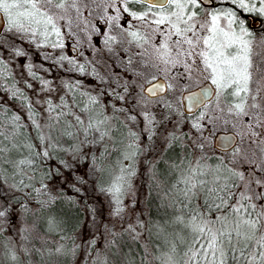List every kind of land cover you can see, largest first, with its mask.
Instances as JSON below:
<instances>
[{"label": "snow or ice", "instance_id": "obj_1", "mask_svg": "<svg viewBox=\"0 0 264 264\" xmlns=\"http://www.w3.org/2000/svg\"><path fill=\"white\" fill-rule=\"evenodd\" d=\"M220 2L230 3L234 8L208 11L204 8L205 0H0V19L6 20L7 32L13 39L26 40L38 49L44 47L63 49L65 45L62 36L65 31L71 33L73 27L81 28V25H83L81 31H87L90 23L87 17L94 11L89 7L90 4L99 8L103 3L105 13L109 9L115 13L106 15L104 20L107 25L106 32L100 33L99 29H95L98 35H103L107 52L127 54L132 45L143 49L127 55V59L122 61V72L131 73L134 78L139 79L145 77L146 70L155 69L157 72L170 73L171 79L176 81L175 84H152V81L157 79L156 75H153L147 81L151 86L145 88L141 85V93L154 96L166 88L175 91L177 85L187 91L188 85L181 84L180 80L189 81L195 74H199L205 81L215 86L216 97H225L226 106H221L217 102L214 108L196 115L192 127L200 133L198 139L202 141L205 128L218 121L236 127L228 117H234L240 120L241 125H246L244 131L238 134L239 139L224 138V144L231 152L227 164L209 167L202 163L207 159V155L203 153L205 145L203 142L196 145L201 150V159L194 164L190 162L182 171L180 179L172 185L176 189L175 195L182 210L180 214L165 221L167 226L172 228V235L183 247L178 251L176 244L173 243L168 251L158 257L161 264H264V95H261L264 92V87L261 86V81H264V37L257 41L245 26L241 15L235 10L264 17V0ZM130 5L139 7L133 10ZM122 14H127L131 18L127 28L121 27L119 23ZM132 21H138L144 27L138 28ZM222 21L224 23H221ZM153 33L160 37L155 44L151 40ZM145 45H149L152 51L149 52ZM2 50L0 48V51ZM12 54L21 58L27 55L20 48H14ZM146 55L153 56L154 62L149 63L144 58ZM135 57L139 59H134ZM48 58L46 54L45 59ZM53 62L64 68V71H76L81 74L86 71L84 64L77 63L65 55H58ZM64 62H67L69 67H64ZM178 66L182 71L172 72V69ZM0 67L3 68L0 72L2 81L8 71V65L3 58H0ZM33 68V64L27 65L28 76L33 80H39L43 91H55L53 82L39 77ZM93 75L99 76V73L93 69ZM116 75L118 79L114 82L115 86L107 92L100 89L98 93L106 94L114 101H124L126 94L129 93V85L135 81L121 80L120 73ZM100 79L104 83L113 84V81L104 77ZM24 84L28 89L33 87L27 80ZM253 84L255 88L252 87ZM62 87L67 93L79 91L80 96L87 97V102L77 101L74 96L67 99L64 95L58 98L59 103H55L50 97L43 101L37 99L36 103L42 104L50 117L46 125H41L34 119L38 113L32 111L33 105L25 92L15 84L11 88H4L0 82V88L9 92L12 98L23 99L31 113L29 119L40 131L38 139L41 144L27 145L32 157L51 160L53 151L60 147L61 138L67 137L76 141L71 149L72 155L75 157L82 154L84 159L90 156L94 170L103 173L104 168L96 166L95 162L109 152L106 140H112L114 144L117 142L116 138L110 135L112 125L109 118L104 116L103 119L93 122L91 116L86 120L75 111L79 108L80 113H88L89 105L100 103L97 95L81 90L82 82L76 81L75 84L64 82ZM206 96L207 92L202 90L199 94L189 97L193 108L205 106ZM229 97L232 99L229 100ZM112 107L116 112L121 111L115 103ZM166 107L172 109L171 102H168ZM140 115L146 123H138V116L135 114L129 113L127 117L132 124H137L139 132L124 124L127 128L126 137L130 138L126 148L131 150L124 159L129 162L142 151L139 147L142 135L147 141L156 143L154 139L158 135L156 127L161 123L150 111H144ZM20 120L19 115L11 118L10 123L14 127L10 133L0 123V168L4 164H9L12 166L13 176H21L18 183L9 185L15 191H21L22 187L29 186L25 183L26 172L21 166L31 167L35 163V159L16 161L9 158V153L18 147L15 138L18 132L16 125ZM208 130L211 131V128ZM5 141H9V144H5ZM180 141L181 137L175 133L165 134L162 146L158 150L157 163L168 164V161L162 158L170 149L179 147ZM118 142L124 143L123 140ZM98 146L103 148L99 157L92 151ZM85 148L88 151H85ZM146 150L156 149L148 146ZM128 167L129 165H126L120 169L122 174L116 176L110 186L104 187L101 184L99 187V191L112 198L114 204L112 212L116 217H121L124 211L122 197L125 185L131 186L123 173L127 172L128 177L136 174L135 169L128 171ZM150 167L155 169L156 166ZM168 168L170 171L178 169L180 164L173 162L168 164ZM151 178L155 187L160 188L155 171L152 172ZM79 180L88 183L83 177ZM3 183H6L4 171H0V184ZM42 188L47 189V185H42ZM76 190L80 191L79 188ZM35 191L40 193L41 189L37 188ZM169 194L165 192L166 196ZM7 215V207L0 209V221ZM160 227L163 230V227ZM137 228L149 230L140 220H137L135 225L128 224L123 230L133 234V240H138L141 233ZM108 231L111 235H116L113 230ZM23 232L25 235L22 239L28 240L30 229L25 227ZM91 244L95 245L94 239ZM3 247L8 249L4 254L5 258L18 260L10 246ZM23 250L28 252L27 248ZM36 251L43 262L44 252L39 249ZM65 254L62 247H56L54 252L48 251L49 257ZM48 264H52V261L49 260ZM102 264H107V261H103Z\"/></svg>", "mask_w": 264, "mask_h": 264}, {"label": "rangeland", "instance_id": "obj_2", "mask_svg": "<svg viewBox=\"0 0 264 264\" xmlns=\"http://www.w3.org/2000/svg\"><path fill=\"white\" fill-rule=\"evenodd\" d=\"M218 2H220V0H218ZM223 4L224 3L220 4L221 7ZM229 4L230 3H228V5ZM104 7L103 3H101L100 8L103 11V16L93 18L92 21L90 16L87 17L90 21L87 31H81L83 25H81V28L73 27L71 33L65 31L62 36L65 47L59 50L65 53L67 57L76 60L77 63L85 64L87 67L86 71L88 72H90L92 65H94L91 59L94 60L96 52L100 51L105 59V64H107V69H110L108 71L112 72L114 75L120 73V75L124 77H119L121 80H131L133 78L132 74L123 73L121 68L112 64V60H110L112 57L108 55L109 52L105 50L104 37L103 35H98L95 30L99 29L100 33L106 32L107 25L104 22L106 15H115L111 9L105 13ZM130 19L131 18L128 17L127 14H122V18L119 21L121 27L127 28ZM132 23L138 28L144 27L138 21H132ZM221 23L224 22L222 21ZM253 35L258 41L261 37H264V28ZM159 39L160 37L158 34H152L151 40L153 44ZM13 40L11 34L7 32V27H4L0 32V48L3 49L0 51V58L6 61L8 72L11 73L17 88L22 89L30 98L29 100L35 109V113H38L35 116V120L41 125H46L50 117L45 111V107L42 104L36 103L37 99L43 101L46 97H50L55 103H59L58 98L61 95H64L67 99H71V94L67 93V90L62 87L64 82L75 84L76 81H80L83 84L82 91L89 88L88 86H96L93 77L89 76L88 78L75 72L64 71L62 69L59 70L57 65L53 66V63H46L43 61L42 56L38 53H35V55L31 57L30 52H33V47L31 46L32 44L28 43L26 40L16 39L19 40L17 42L20 46H16ZM144 47L147 48L149 52L152 51L149 45H145ZM14 48L24 50L27 54L26 57L21 58L13 55L12 50ZM74 51L76 52L73 53ZM140 51H143V49H138L135 45L130 46V53ZM46 52L50 54L53 53L54 50L48 48ZM57 52L59 53L60 51ZM119 56L124 58L123 52H121ZM144 58L147 59L149 63L154 62L153 56L146 55ZM97 61L100 62L101 60L97 59ZM28 64L34 65L33 71H36L39 77L51 80L56 90L53 92L43 91L40 88L39 80H33L28 76L26 71ZM100 65L102 67L104 66L102 64ZM45 69H47V71H45ZM179 71H182L179 66L176 69H172V72ZM148 72L147 70V73ZM150 73L156 75L157 79H163L166 84L176 83V81L171 79V75L168 72L161 73L152 69ZM25 80L33 85L32 89L25 87ZM1 82L4 88H7L6 83L4 81ZM180 83H186L188 85V90L176 89L173 91L167 89L166 93L159 98H140L139 92L141 85L138 86L140 84L138 81H136L134 85L129 86V93L126 94L124 101H114L108 95H100V98L103 97L101 106L104 109V116H107L111 123L120 120L124 124H128L130 127L136 128L135 130L140 131L137 124H132L127 120V117L129 113L135 114L138 116V123H146L143 121L142 115H140L144 111H150L154 114L156 120L161 122L156 127V132L158 133L154 138L156 143L153 144L151 141H147L142 135L139 141V147L142 150L140 154H138L132 162L125 159L122 161L123 167L129 165L127 170L131 171L135 169L136 173L135 176L131 177L127 176V172L124 174L127 180L130 181L131 186L125 185V199L123 201L124 211L121 214L122 218L113 215L112 210L114 204L107 205V199L105 198H97V203L92 201L89 202L88 200L84 203L81 198L78 202L85 210L82 228L74 238L61 243L56 237L38 233L35 228L34 219L30 215L31 211L28 216H25L24 212L29 210L20 208V206H15L9 228L2 231V226L0 225V264H29V261H31V264H48L49 260L52 261V264H57L58 259L61 257L66 258L67 261L63 259L65 262H59V264H93L94 261L96 264H102L105 260L107 264H161L158 257H161L163 253L168 251L172 244L176 242L175 240H177L174 239L172 235V228L168 227L165 221L180 214L182 210L179 200L175 195L176 189L173 188L170 183L175 181L176 184L181 177L182 171L189 163L191 162L194 164L195 161L201 159V150L196 147L200 142L204 143L205 147L203 153L207 155V159L202 161V163L207 164L209 167L221 166L222 163L227 164L231 157V152L224 149L221 137L223 135H231L239 139L238 134L246 128V125H241L240 120L234 117H228V119L236 124V127L218 121L214 125L209 124L208 127L205 128L202 141L198 139L200 133L191 129L189 123H185L183 120V115L191 116L184 110L183 95L201 87L211 88L213 97L205 106L199 109L201 110L200 112L214 108L217 102H219L221 106H226V100L225 97H216L214 95L215 86L205 81L199 74H195L194 78L189 81L181 79ZM261 86L264 87V81H261ZM252 87L255 88V84H253ZM4 88H0V102L13 107V109L21 114L23 121L30 123L32 120L29 119L28 111L21 106L20 102H13L12 97ZM96 89H98V87L87 90H90L94 95L95 93L97 94L98 90ZM261 95H264V92H262ZM231 99L232 98H230V100ZM168 102H171L172 109L166 107ZM113 103L122 110L116 112L112 107ZM195 118L196 116L193 118L194 120L192 123L195 121ZM208 128H211V131H209ZM46 130L47 129H45V131ZM167 133H175L177 136L181 137L180 146L175 148L177 149V154L173 152L169 155L170 159H175L176 162L180 164V168L171 171L168 168V164L171 163L165 156L162 159H166L168 164L157 163V158L159 156L158 150L162 146L164 135ZM107 141L110 143L109 148H112L111 141ZM148 146L156 150L148 151L146 150ZM172 150L173 149H170L169 151ZM129 151L131 150H128V152ZM82 159L81 154L74 157L71 150L69 151L67 163H69V166H73V168H68L71 169L72 172L60 171L61 174L58 180L60 186L65 183L72 186L75 184L74 178L76 176L82 177L86 174L87 165L83 164ZM159 164L161 167L158 168ZM150 165H155V169H151ZM153 171H155L157 180L161 185L160 188L155 187L151 178ZM161 178L166 181L169 180V186L163 183ZM64 187L68 188L67 186ZM166 191L170 193L167 196L165 195ZM68 193L71 192L67 190V194ZM165 205L167 207H165ZM173 205L175 207H173ZM87 206L89 207L88 209ZM150 209H152L153 215L152 218L149 219ZM88 212L90 213L88 214ZM137 220L143 221L146 228L149 230L137 228V231L140 232L141 235L138 240H133V234L126 233L123 229L126 228L128 224L135 225ZM45 223L46 225L51 224L49 215L45 217ZM160 226L163 227V230H161ZM25 227L30 229V238L28 240L22 239L23 235H25L23 232ZM108 229L113 230L116 235H111ZM93 239L95 240L94 246L91 244ZM175 244L178 251L183 247L179 240H177ZM3 245L10 246L18 257L17 261L5 258L4 254L7 253L8 249L4 248ZM56 247H62L66 254L49 257L48 251L54 252ZM24 248L28 249L27 253L23 250ZM37 249L44 252L43 262L36 251ZM134 254L141 255L135 262H132L130 259L134 257Z\"/></svg>", "mask_w": 264, "mask_h": 264}, {"label": "trees", "instance_id": "obj_3", "mask_svg": "<svg viewBox=\"0 0 264 264\" xmlns=\"http://www.w3.org/2000/svg\"><path fill=\"white\" fill-rule=\"evenodd\" d=\"M131 6H135V5H131ZM89 7L91 9H94L92 15L90 16L91 21L93 18H99L100 16H103V11L100 7L97 8L96 5L94 4H90ZM132 8L137 9L138 6ZM253 15L257 18L264 20V18H262L261 16H258L256 14ZM262 28H264V25L260 29L253 31V34L257 33V31L262 30ZM113 31H117V29L116 30L113 29ZM53 39H55V37H53ZM17 41L19 40L16 39L13 40L16 46L17 45L20 46V44ZM31 46L33 47V52H30L31 57H33L35 53H38L40 56H42L43 61H45L46 63H53V66L57 65L53 62L55 57H57L58 55L66 56V54L59 49L58 50L53 49L54 52L48 54V52H46V49H48L49 47L38 49L33 44ZM105 50L107 51L106 48ZM57 51L60 52L58 53ZM46 54L49 56L48 59H45ZM130 54H131L130 52L127 54L123 53L124 58L120 57L115 52L109 53L108 55H111L112 57V59H110L112 60V64L113 65L115 64L118 68H121L122 70L123 68L122 61L126 60L127 55ZM95 55H96L95 59L94 60L91 59L94 65H92L90 72L85 71L83 74L76 71H69V72H75L80 75H84L85 77L88 78L89 76L94 78L96 86H92V87L88 86L89 88H86L84 91L91 93L90 90L87 89H93L95 87H98V89L96 90L103 89L105 92H107L110 90L111 87L115 86L114 82L118 78L116 77L117 75H114L112 72L108 71L110 69H107V64H105L106 62L101 52L97 51ZM97 59H100L101 61L99 62L97 61ZM134 59H139V57H135ZM100 64L104 66L102 67ZM57 66L59 67V70L61 69L64 70V68L60 67L59 65ZM64 67H69L67 62H64ZM93 69H95V72L99 73V76L93 75ZM2 71L3 68L0 67V72ZM5 76L6 78L3 79L2 81L6 83L7 88H11L13 84H15V81H13L10 72L7 71V73H5ZM152 76L153 74L150 73V71L147 73L146 70L144 78L137 79L133 77L131 80H134L135 82L138 81L140 83L138 86L143 85L144 87H146L149 84L147 81L150 80ZM100 77H104L107 80L113 81V84L110 85L102 82ZM119 77L124 78L121 75ZM135 82L130 85H134ZM15 86L17 87L16 84ZM7 93L10 94L9 92ZM70 94H71V98L74 96L77 101H83L85 103L87 102V97L80 96L79 91ZM94 95L98 96V100L100 101V103L97 105H89L88 113H80L79 108L75 109V111H77L86 120L88 119L89 116H91L93 122L99 119H103L104 117V109L101 106L102 105L101 100L103 99V97L100 98V94L98 93V91L97 94L95 93ZM105 95L106 94H104V96ZM139 97L142 99H148V98L151 99L149 96H147L146 93H141V92H139ZM228 99L230 100V97ZM12 100L13 102H20L21 106L26 111H28L29 116L31 115L28 108L26 107V103L23 102V99L21 97L12 98ZM32 111L35 112V109L32 108ZM200 111L201 110H198L193 113H189V115L191 116L183 115L184 122L189 123L190 128L196 132L197 130L192 127V121L194 120L193 118L197 114H199ZM15 115H19L21 117V114L17 110L13 109V107L0 102V123L4 125V127L7 129L9 133L12 131L14 127V125H12L10 122H11V118ZM111 125H112V131L110 135L114 136L117 142L114 144L112 140H109L111 141L112 148H109V152L103 157H99V153L103 151L102 147L98 146L97 148L92 149V151L95 152L99 157L95 162L96 166H102L104 168L103 173H99L94 170L93 161L89 156L88 159H84V158L82 159L83 164L87 165V171L85 174L86 176L84 175L82 177L86 179L88 183L80 182L79 178L81 176L79 177L76 176L74 178L75 187H73V185L72 186L68 185L67 183H65L64 185L62 184V186H60V184H58V180L61 172L63 170L69 173L72 172V170L68 168L71 167L73 168V166L68 165L69 163H67V159H68L69 151L72 149L76 141L72 140L71 138L62 137L60 140V147L57 150L53 151V158L51 160L35 159L34 157H32V154L27 148V145L32 144L39 146L41 144L40 140L38 139L40 135V131L35 128L32 121L28 123L23 121L21 118V120L16 125V127H18V132L15 139L18 142V147L16 149H13L9 153V158L14 159L16 161H19L21 159H35V163L31 167L26 165L21 166V169H23V171L26 172V175L24 176L25 183L29 185L27 188L22 187L21 191H15L9 187V185L13 183H18L19 179L21 178V176H13L12 166L9 164H4L3 167L0 168V171H4V178L6 180V183L0 184V209L4 207L8 208L7 217L4 218L2 221H0V225L2 226L1 230L5 231L9 228L10 226L9 223L11 222L14 213V207L20 206V208H26L29 210L24 212L25 216L26 215L28 216L29 212L31 211L30 215L34 219L35 228L38 231V233L56 237L59 241H61V243H63V241H67L70 240L71 238H74L82 228V223L84 222L85 210L79 204L78 202L79 199L82 198L84 203H86L87 200L89 202L92 201L97 203L96 202L97 198H105L107 199V205L109 204L113 205L112 198L104 194L103 192L99 191V187L101 184H103L104 187L110 186V184L115 180V177L122 174L120 169L123 167L122 161L124 160V156L128 154V150H130L126 148L128 144L127 142H129L130 138L126 137L127 128L124 127V123L122 121L116 120L115 122H112ZM117 129L119 130L117 131ZM136 131L139 132V130ZM81 138L83 137L81 136ZM120 140H123L124 143L120 144L118 142ZM4 143L9 144V141H5ZM105 143L108 146H110V143L107 140ZM85 151H88L87 148H85ZM176 151L177 149L168 151L166 153L165 158L170 163L173 162L177 163L175 159L172 160L169 158V155H171V153L174 152L175 154H177ZM159 167H161L160 164L158 165V168ZM124 174L125 173H123V175ZM28 177H33V178L28 179ZM161 180H163V178H161ZM163 183H166L169 186V180L168 181L163 180ZM44 184L47 185V189L42 188V185ZM173 184H175V181H172V183H170L171 186ZM64 186H67L68 188H65ZM37 188L41 189L40 193H37L35 191V189ZM77 188H79L80 191H77L76 190ZM67 190L68 192L71 193L67 194ZM50 197L52 198L51 200L49 199ZM124 199H125V188H124V195L122 197V200L124 201ZM88 208L89 207L87 206V209ZM89 213L90 212H88V214ZM47 215H49V218L51 219V224L48 225H46L45 223V217ZM152 215H153L152 209H150L149 219L152 218ZM175 241H176L175 243H177V240ZM140 255L134 254V257L131 258L130 260L132 262H135V260H137ZM63 259L67 261L66 258L61 257L60 259H58L57 264H59V262H65Z\"/></svg>", "mask_w": 264, "mask_h": 264}, {"label": "water", "instance_id": "obj_4", "mask_svg": "<svg viewBox=\"0 0 264 264\" xmlns=\"http://www.w3.org/2000/svg\"><path fill=\"white\" fill-rule=\"evenodd\" d=\"M204 5L205 6H211L212 5V1L211 0H205V4ZM247 21H248V27L251 30L258 29L262 25V21L260 19H258V18L253 17V16H247ZM3 27H4V20L0 19V32L3 29ZM156 83L165 84L164 80H162V79H156L155 81L152 82V84H156ZM150 86L151 85L149 84L147 87H150ZM202 90L207 92L206 103L213 97L212 90L209 87H201V88H198L197 90H194V91H192L190 93L184 94L183 95V106H184L185 112L193 113V112H196V111H198L199 109H201L203 107V106H201V107L193 108L192 101H191V99H189V97H191L192 95H195V94H199ZM166 91H167V88L163 92H159V93H157L154 96H149L147 93L146 94L150 98H157V97L163 96L166 93ZM225 137H232V136L231 135H223L221 137V141H222V144L224 146V149L227 150V146L224 144V138Z\"/></svg>", "mask_w": 264, "mask_h": 264}, {"label": "flooded vegetation", "instance_id": "obj_5", "mask_svg": "<svg viewBox=\"0 0 264 264\" xmlns=\"http://www.w3.org/2000/svg\"><path fill=\"white\" fill-rule=\"evenodd\" d=\"M212 1V5L211 6H205L204 5V8L205 9H207L208 11H212V10H217V9H221V8H225V9H227V8H234V5H231V4H229L228 5V3L226 2V3H224L223 5H222V7H221V3L220 2H218V0H211ZM130 7H134L135 8V6H131L130 5ZM139 7V6H138ZM133 10H137V9H133ZM240 15H241V18L243 19V21H244V23H245V26L249 29V27H248V21H247V16H254L253 14H249V13H247V12H241L239 9H235ZM204 14V10L202 9L201 10V15H203ZM4 20V19H3ZM6 25H7V22H6V20H4V27H6ZM3 27V28H4ZM260 29V28H259ZM258 30V29H257ZM249 31L251 32V33H253V30H251V29H249ZM76 51H74L73 53H75ZM149 85V84H148ZM147 85V86H148ZM147 86L145 87V88H147ZM176 89H183V88H180V87H178L177 86V88Z\"/></svg>", "mask_w": 264, "mask_h": 264}]
</instances>
